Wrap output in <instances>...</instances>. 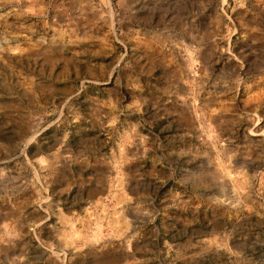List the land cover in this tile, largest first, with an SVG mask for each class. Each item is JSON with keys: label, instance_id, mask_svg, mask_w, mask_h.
Masks as SVG:
<instances>
[{"label": "rangeland", "instance_id": "rangeland-1", "mask_svg": "<svg viewBox=\"0 0 264 264\" xmlns=\"http://www.w3.org/2000/svg\"><path fill=\"white\" fill-rule=\"evenodd\" d=\"M0 264H264V0H0Z\"/></svg>", "mask_w": 264, "mask_h": 264}]
</instances>
